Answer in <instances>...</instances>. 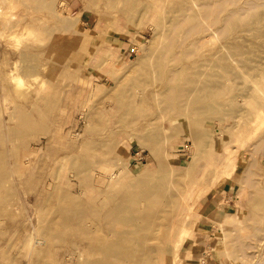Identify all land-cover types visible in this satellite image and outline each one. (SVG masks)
Returning a JSON list of instances; mask_svg holds the SVG:
<instances>
[{
  "label": "rangeland",
  "instance_id": "374dc122",
  "mask_svg": "<svg viewBox=\"0 0 264 264\" xmlns=\"http://www.w3.org/2000/svg\"><path fill=\"white\" fill-rule=\"evenodd\" d=\"M4 1L7 13H0V170L15 175L13 181L1 179L0 264H61L60 258L78 250L99 264H132L139 260L137 256L97 249L98 232L94 238L78 232L80 225L93 228L98 216L78 227L65 224L61 216L67 213L65 206L76 201L89 205L107 200L114 206L126 191L143 189L157 179L171 180L176 200L162 213L169 222L163 220L164 240L154 252L156 258L137 264H172V258H179L173 253L176 232L166 237L178 202L191 187L190 218L197 224L186 223L189 237L180 245V260L175 264H264V145L258 146L264 139V116L254 120L264 101L246 95L252 82L250 86L255 84L264 96V20L258 24L261 31L248 23L214 39L228 59L222 63L224 70L210 69L211 74H223L224 84L210 98L207 114L165 116L152 99L153 78L142 70L145 56L162 46L169 26L166 4L156 15L144 14L141 5L137 9L125 0ZM239 1L228 9L245 5L246 0ZM254 1L264 6V0ZM65 17L75 23L64 30ZM26 26L32 30L29 34ZM235 41L240 42L238 51L232 46ZM245 62L258 67L243 83L232 72H245ZM12 75L20 77L16 80ZM142 79L144 84L139 83ZM134 87L141 89L144 101L131 105L141 111L124 117L129 102L120 104L119 95ZM21 112L34 116L36 124L21 125ZM5 123L23 129L25 135L9 133L7 140ZM142 125L152 129L141 130ZM162 127L170 130L164 133ZM226 143L238 155L231 177L217 176L212 169L217 159H223ZM151 146L158 147L156 153ZM26 153H31L28 166L22 162ZM88 163L96 174L93 179H84ZM17 164L19 172L15 173ZM70 194L72 199L67 197ZM225 213L232 219L223 221ZM27 216L32 223H25ZM102 228L109 231L106 223ZM30 230L38 239V250L28 262ZM161 250L165 253L160 254Z\"/></svg>",
  "mask_w": 264,
  "mask_h": 264
},
{
  "label": "bare ground",
  "instance_id": "6f19581e",
  "mask_svg": "<svg viewBox=\"0 0 264 264\" xmlns=\"http://www.w3.org/2000/svg\"><path fill=\"white\" fill-rule=\"evenodd\" d=\"M125 1L132 7L139 8L141 5L140 10L144 14L158 15L159 7H161L163 4H166L167 6L165 10H167L168 13L167 16L169 18V26L167 29H165V34L162 36V46L156 53H150L149 55L145 56L144 62L146 67L142 70V74H147L146 77L153 78L151 84L154 87L152 99L159 104L160 114L165 116L171 114L172 112H178L180 114L190 112L189 115L196 117L207 114V112L209 111L208 104L210 98L214 95L217 96L224 84L222 79L223 74L220 72L211 74L210 69L215 66L220 69H225L226 66L224 67L222 63H225V61L228 59L227 56H225L226 54L224 55L223 51V54L219 52V47L216 46L214 39L223 36L226 33L228 34V32H233L238 28H242L248 23L253 24L257 32L261 31L258 24L264 20V6L254 0H246L245 5L239 6L238 8L234 9H228V7L231 4H235L236 6V4L240 2L239 0H147L145 2H142L143 0ZM4 2V0H0V8L3 5V7L0 9V13L2 14L7 13V6H5ZM44 2L45 0L43 1V3ZM45 5L43 6L46 7ZM260 6L263 7L260 8ZM59 18L61 19L60 16ZM62 18L64 19V17ZM70 19L71 18H66V25L64 23H61L63 25V28L61 26L62 29L65 28L64 26H67V29L70 28V23H72V20L70 21ZM1 30L2 29L0 28V32ZM26 30L27 34L32 32V30L28 27L26 28ZM238 43L240 44L239 41ZM238 43H236V41L232 43L235 51H238L241 48V46L239 48ZM220 47L223 48V44L220 45ZM147 49L151 50L149 46H147ZM151 51L155 50L152 49ZM249 59V61H253V59ZM242 66L244 67L243 70H245V72L239 74V72H236L235 70L232 72V74L236 78L243 79L242 82L246 83L248 82L250 75H252V71L254 69H257L258 65L246 63ZM116 68L120 69L118 67ZM11 77H15L14 79H16L20 76L12 75ZM211 77H214L216 79L211 82ZM139 83L144 84L143 79L140 80ZM249 83H247V85ZM251 84L252 82L247 87L248 93H246V95L250 97L260 98L264 101V96L259 94V88H257L255 84L250 86ZM18 86H21V83L20 85L18 83ZM41 87V89L43 90V86ZM39 90L40 89H38V91ZM38 91L35 92L38 94ZM40 91L39 93L41 94ZM23 94L26 95V92L24 91ZM140 94L141 89L139 87H134L127 88L119 95L118 101L120 102V104L129 102L128 105H125L124 117H133L140 114L141 110L139 106L135 107L131 105V103L138 102L139 100L140 102L144 101V99L140 97ZM37 98L38 97L36 96V99ZM196 103H199V107L194 108L193 105ZM263 111L264 105L260 107L255 114L254 120L256 122L258 120H262L261 118L264 116ZM11 116L12 119L15 117L13 116V114ZM9 119H11V117ZM20 120L21 125L25 124L28 126H34V124H36L34 116H32L31 114L21 112ZM5 126V129H8L5 132L7 140L9 133H14L15 135H20L22 133V135H25V131H22L23 129L21 128L15 129L13 128L14 126L10 127L7 124ZM140 127L141 130L147 129L149 130V132L152 129L148 127V125H142ZM161 129H163L164 133H168V131L170 130L168 127H162ZM235 140H238V138L236 137ZM146 141L149 142L148 139H146ZM260 145H264V139H261L259 141L258 146ZM157 148L158 147L156 146H151V152L156 153ZM224 148L226 150V153L223 159H217L214 163V168L212 169L214 171V174H216L217 176L231 177L236 168L235 160L237 159L238 155L236 157V154H234L235 150L230 148L228 143L225 144ZM30 156L31 153L24 154L22 161L23 165L26 164L25 166H28L27 164L30 163ZM14 162L16 163V161ZM0 165H3L2 157H0ZM164 166L165 165H163V167ZM207 168L208 167L206 164V166L198 175V179L203 176L204 171ZM18 169L19 168L17 164L15 173ZM84 170L88 171L84 179H93L96 175L94 173L93 166L89 163L84 165ZM14 175V172H11V175L7 176L4 170H0V187L3 186V182L1 181V179H12L10 181H13ZM170 181V179H157V181L149 184L143 189L138 188L137 190L126 191L118 199L119 203L114 206H111L110 202L107 200L102 201V204L92 203L89 205H85V203L83 204L76 201V203L70 204L69 207L67 205L65 206L68 210L66 214L61 216V220L64 221V223L67 225H76L78 227V225L81 224V222H83L85 219L98 216L96 225L93 228L83 227L80 225L78 228V232L90 238H94L96 237V235H98L100 239L95 240V246L97 247V249H101L104 251H113L114 253H117L118 255L123 257H131L132 255L137 256L139 260H133L132 264H137L138 261L144 263L149 262L156 258L154 252L157 250V246L160 245L164 240V238L162 239L161 237L162 232L165 230V228L163 227L164 221L167 223V225L169 222H167V217L163 219L162 213L165 212V207H168L170 204H174L176 200V196L173 195L174 186L170 184ZM116 182L117 181H115V183ZM135 184L136 183L132 182L129 183V185ZM191 190L192 187L186 190V192L180 198L178 202V209L171 219L172 224L170 223L169 232L166 237V239H170L176 232L177 237L175 238V242L173 244V253L176 258H179L177 260H173L172 258V264H175V261L179 263V247L180 245H182L184 240L189 237V234H187L189 233V228H187L188 225L186 226V223L190 221L191 225L196 226L197 224V221L195 219L190 218L193 206L190 196L192 192ZM197 194L199 195V193ZM10 195H12V193H10ZM67 197H70L69 199H72L71 194ZM106 199L109 200L111 199V197H107ZM23 205L25 206V203ZM61 212L63 211L61 210ZM234 217V220L238 219L237 214ZM229 218L231 220L232 216L228 213H225L223 221ZM24 220L26 221V224L28 223V221L30 223H32L31 221H33L29 216H27ZM103 223H106L107 226H109V231L107 233L104 232L102 228ZM119 224L129 225V227L122 228ZM32 227L34 231L37 229L34 226ZM31 232L27 236L30 240L26 252L28 262L33 260L32 256L37 249L35 245H37L38 243V239L35 240L34 238L33 230ZM95 233L97 234L95 235ZM159 253L164 254L165 251L161 250ZM60 259L62 260L61 262L63 264H99L98 260H92L89 254L83 252L82 250H78L77 254H65L63 256V259Z\"/></svg>",
  "mask_w": 264,
  "mask_h": 264
},
{
  "label": "crops",
  "instance_id": "0c3cea01",
  "mask_svg": "<svg viewBox=\"0 0 264 264\" xmlns=\"http://www.w3.org/2000/svg\"><path fill=\"white\" fill-rule=\"evenodd\" d=\"M0 28H1V26H0Z\"/></svg>",
  "mask_w": 264,
  "mask_h": 264
}]
</instances>
